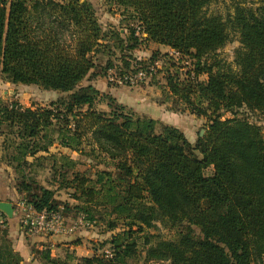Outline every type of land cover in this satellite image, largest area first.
<instances>
[{"label":"trees","instance_id":"trees-1","mask_svg":"<svg viewBox=\"0 0 264 264\" xmlns=\"http://www.w3.org/2000/svg\"><path fill=\"white\" fill-rule=\"evenodd\" d=\"M107 1L132 22L126 39L103 32L84 0H0L1 78L67 93L28 107L0 100L3 157L17 191L35 211L81 214L112 232L101 243L109 254L94 247L90 256L62 259L42 248L41 263L264 264V137L257 124L236 116L244 106L264 114V0H231L226 16L209 12L210 0ZM233 34L240 45L227 63L218 51ZM110 39L121 51L118 74L145 70L151 84L162 74L161 102L206 118L194 143L93 85H79L95 55L110 54ZM142 40L172 53L144 61L122 54ZM114 67L107 61L103 74ZM98 103L107 110L95 109ZM55 145L80 153L91 147L113 170L83 175L70 155L50 150ZM42 171L50 175L47 186L37 178ZM62 189H72L78 203H60L55 192ZM156 223L177 238L151 232ZM2 233L0 264H24Z\"/></svg>","mask_w":264,"mask_h":264},{"label":"rangeland","instance_id":"rangeland-1","mask_svg":"<svg viewBox=\"0 0 264 264\" xmlns=\"http://www.w3.org/2000/svg\"><path fill=\"white\" fill-rule=\"evenodd\" d=\"M89 2L95 12V15L98 19V22L103 30V32H108L110 30L117 31L120 33L121 38L126 39L129 34V27L132 25V22L126 18L122 12V8L115 6L113 4H110L107 0H84ZM232 10L231 9V0H210L208 4V11L209 12H217L220 13L222 16H226L227 13ZM138 36H141V38H145V34H138ZM109 45L112 47V50L110 54L108 55V52L105 51V53H98L95 55V67L90 71V73L84 77L83 80L79 83V85H87V83L92 82L93 80H96L97 86L101 87L104 85V82H109L112 86H129V87H144L143 90L146 93L147 96L152 98L153 100H156L157 102L161 103V101L164 99V94L161 93V86H164V79L162 77V74H158L155 77V83H150V78L146 79L145 81L138 82L136 84L126 85L122 83H118L115 78L117 77L115 73H118V68L122 66V62L119 60V57L121 56V51L115 49V43L113 39L108 40ZM240 43L237 40L236 35H232L231 40L226 43L222 48L219 49L218 54L219 57L225 60L227 63L232 62L234 50L239 47ZM169 47L153 43L149 40H142L139 41L137 47L134 49L128 50V51H122V54H131L133 58L136 61H144L150 58L153 52H158V56H162L165 52L170 53ZM114 50V51H113ZM185 60L189 61L187 57H185ZM107 61H111L112 64L115 65V67L108 71L107 74H103V68L106 66ZM158 65H161V61H158ZM185 66H189V63H186V61L183 62ZM117 67V68H116ZM117 71V72H116ZM115 72V73H114ZM93 74V75H92ZM113 77V78H112ZM112 78V80H110ZM201 79L205 78V75H202L200 77ZM123 90V89H122ZM19 93L21 95V98L23 101L29 102V103H35V101L39 102H47V98L55 99L56 97H63L67 95V93H64L59 90H53V89H44L40 85L37 84H29L27 86H23L21 90H14L15 93ZM15 96H12L14 98ZM165 106L167 110L175 117L171 121L172 124H169L173 127H176L177 129L181 130L186 138L194 143L196 139L200 136V132L202 130L203 134L205 132V126H206V118L198 117L189 111L186 110V105L181 104L179 102H165ZM95 109L97 110H107V107L105 106V103H98L95 105ZM130 109V108H129ZM131 110V109H130ZM132 111V110H131ZM156 116V114L154 115ZM236 116L247 118L250 122L257 124L260 127L261 134L264 137V114L259 113L258 111L249 110L247 107H242L236 110ZM231 117L230 113H223V118ZM167 116L161 119L165 120ZM170 118H167V121ZM166 121V120H165ZM168 124V123H167ZM159 129V128H158ZM5 131V130H4ZM202 134V135H203ZM91 147L83 146V149L85 153L80 152H71V151H65L68 155H70L73 159L76 160L77 165L76 169L78 172H80L83 175H86L88 177H93L94 172L96 170H102V169H109L113 170V166L109 163L110 161L106 160L102 161L97 155H92L89 153ZM198 156L200 154L196 152ZM205 175H210L212 173V168L208 167L204 171ZM50 175L48 171H42L40 175L37 177L38 180L43 185H48V179ZM72 189H62L55 192L56 199L62 203V204H69V205H75L78 203L75 199H73L71 196ZM70 217H72V213L69 214ZM103 225L102 224H92L91 226H85L82 227L78 232H86V235H83L86 242L85 245L82 244V247H102V250L98 251L105 252V249L108 250V246L101 244L103 241V236L101 232L103 231ZM155 227H151L150 231L156 234H159L161 238L165 239H175L177 238V235L173 233V231L168 230L166 228H163L159 223H156L154 225ZM107 235V234H106ZM78 235H72V238H75ZM83 251V250H81ZM36 264V263H34ZM149 264H167L165 261H156V262H150Z\"/></svg>","mask_w":264,"mask_h":264},{"label":"crops","instance_id":"crops-1","mask_svg":"<svg viewBox=\"0 0 264 264\" xmlns=\"http://www.w3.org/2000/svg\"><path fill=\"white\" fill-rule=\"evenodd\" d=\"M170 53H172L171 49ZM88 84L93 85L101 93L110 94L119 103L125 105L127 108H130L137 115L151 117L161 121L164 124L168 123V125L172 124L171 121L175 119V117H173L174 114H171L167 110L165 106L166 103H159L152 98L150 99V97L144 92V87H129L123 85L112 86L106 81L104 82L103 86L98 87L96 80L87 83V85ZM27 85L29 84L11 83L3 80L0 76V100L2 102H10L15 100L21 105L28 107L35 104L44 105L58 98H47L48 100L45 103L35 101V103L31 104L29 102L23 101L21 95L18 92L14 94V90H21L23 86ZM12 96L15 97L12 98ZM155 114L156 116H154ZM165 116L170 119H168V121L167 118L165 119L166 121L161 119ZM2 141L3 136L0 135V202L6 201L11 203L12 217L9 218L0 211V215L4 220V225L0 226V237L3 236L2 231L6 230V238L10 240L12 247L21 255L24 264H42L37 253V250H41L42 248H49L52 256L62 259L65 257L66 253H71L77 258L92 255L94 252V247H82V244L85 245L86 242L83 236L86 235V232H78L82 227H85V225L78 221V218L81 214H77L75 217L66 216L69 225L75 224V226L72 231L65 234H26L23 232L19 225V219L23 215L25 209H28L31 206L25 203L22 194L17 191L15 172L3 157ZM50 150L54 152L60 151L63 153H67L65 151H71L67 148L59 147L58 145L51 147ZM92 224L95 223H91V225ZM75 234L78 236L72 238V235ZM101 234L103 236V240L101 241H106L111 236L112 232L105 231L103 229Z\"/></svg>","mask_w":264,"mask_h":264},{"label":"built area","instance_id":"built-area-1","mask_svg":"<svg viewBox=\"0 0 264 264\" xmlns=\"http://www.w3.org/2000/svg\"><path fill=\"white\" fill-rule=\"evenodd\" d=\"M111 71V70H109ZM115 73V72H114ZM116 74L115 80L118 83L131 85L150 78V74L145 70H138L133 73ZM113 78V77H112ZM110 78V80H112ZM78 221L85 225H91V222L84 219L80 215ZM4 225V220L0 215V226ZM19 225L26 234H65L73 230L75 224L69 225L67 217L61 211L47 212L35 211L32 207L25 209L23 215L19 219ZM109 254V250H105Z\"/></svg>","mask_w":264,"mask_h":264},{"label":"water","instance_id":"water-1","mask_svg":"<svg viewBox=\"0 0 264 264\" xmlns=\"http://www.w3.org/2000/svg\"><path fill=\"white\" fill-rule=\"evenodd\" d=\"M203 134L202 130L200 136ZM0 211L3 212L7 217H12V206L10 202L1 201L0 202Z\"/></svg>","mask_w":264,"mask_h":264}]
</instances>
